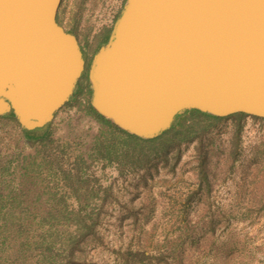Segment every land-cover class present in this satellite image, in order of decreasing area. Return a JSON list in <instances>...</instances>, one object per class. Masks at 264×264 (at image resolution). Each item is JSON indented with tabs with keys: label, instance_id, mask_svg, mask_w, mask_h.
I'll use <instances>...</instances> for the list:
<instances>
[{
	"label": "water",
	"instance_id": "1",
	"mask_svg": "<svg viewBox=\"0 0 264 264\" xmlns=\"http://www.w3.org/2000/svg\"><path fill=\"white\" fill-rule=\"evenodd\" d=\"M62 0H0V116L51 124L86 70ZM91 106L153 140L196 110L264 119V0H126L93 56Z\"/></svg>",
	"mask_w": 264,
	"mask_h": 264
},
{
	"label": "rangeland",
	"instance_id": "2",
	"mask_svg": "<svg viewBox=\"0 0 264 264\" xmlns=\"http://www.w3.org/2000/svg\"><path fill=\"white\" fill-rule=\"evenodd\" d=\"M125 2L62 0L57 19L79 37L88 62L93 58L95 38L113 27ZM90 29L87 42L85 36ZM87 77L88 71L75 98L56 114L50 127L34 130L36 137L47 129L51 132V140L43 144L27 146L22 135L0 120V150L5 160L13 161L9 174L0 172L2 192L8 193L6 183L19 180L27 194L23 208L62 209L56 199L64 197L70 210L85 206L103 211L100 233L104 244L94 242L89 247L86 264H123L116 251L127 246L153 255L159 245L176 241L182 229L195 227L202 214L206 221L214 218L215 231L211 246L194 264H264V121L247 118L243 122L236 162L227 163L224 154L213 153L214 145L209 144L206 150L212 152L208 163L211 190L205 184L200 187L197 142L184 146L177 164L171 158L168 164L154 161L147 169L122 173L117 161L103 158L99 151L107 155L104 146L112 151L115 146L123 149L125 137L112 133L92 114ZM238 123V119L219 123L210 139L221 150L230 149ZM17 137L21 140L19 147ZM58 160L69 172L81 166L82 175L93 179L99 195L104 198L111 192L113 198L104 202L94 196L87 203L85 188L77 193L66 184L55 166ZM38 222H30L32 236L42 232Z\"/></svg>",
	"mask_w": 264,
	"mask_h": 264
},
{
	"label": "trees",
	"instance_id": "3",
	"mask_svg": "<svg viewBox=\"0 0 264 264\" xmlns=\"http://www.w3.org/2000/svg\"><path fill=\"white\" fill-rule=\"evenodd\" d=\"M121 12L122 10L117 15L116 20L120 17ZM112 28L95 38L96 47L93 56L100 47L108 42ZM91 31L92 29L86 33L87 42ZM90 64L91 61L88 62V68L82 78L87 76ZM76 95L77 93H75ZM75 96L67 104H70ZM90 110L99 122L112 129V133H119L125 137L123 149H118L115 146L112 151L109 147L104 146L107 155L100 152L101 150L99 151L103 158H108L109 161H117L122 173L147 169L154 161H164L168 164L171 158L177 164L182 159L184 146L197 142L200 187L205 184L208 190H211L208 168V163L212 161L210 159L211 153L224 154L227 163L236 162L240 154L243 122L247 118L264 121L262 118L245 114L219 118L190 110L178 115L173 127L160 137L145 140L116 127L96 113L92 106H90ZM229 119H238L239 123L231 139L230 149L227 147L221 150V146H216L215 140L210 139V134L219 123ZM0 120L7 121L11 128L16 130L17 135H22L27 146L43 144L51 140L49 129L46 130L45 134L38 137L34 136L35 131L22 129L13 112L0 116ZM50 125L47 127L49 128ZM19 138L15 139L18 147L21 141ZM210 143L214 145L212 152L206 150ZM112 152L114 156H112ZM172 152L174 154L170 156ZM12 164L13 161L3 158V150H0V172L3 175L9 174ZM55 166L59 167L66 184L77 193L79 188H85L86 195H88L87 203H90L94 196H100L99 198L104 202L113 198L111 192L106 193L104 198L101 197L100 191H96L93 186L95 185L93 179L82 175L81 166H76L75 172L64 170L59 160ZM214 176L213 174L212 177ZM21 186L23 183L19 180L6 183L5 189H8V193L4 194L0 183V264H86L89 247L94 242L104 244V238L100 233V225L104 219H102L103 211L85 206L80 207L79 210H70L67 207V200L64 197L57 198L56 196L57 203L63 205L62 209L23 208L21 206L27 201V194L22 191ZM80 199L82 198L80 197ZM33 219L39 220L38 225L42 227V232L37 236H32L33 227L30 222ZM214 231V218L206 221V215L202 214L199 215L195 227L182 229L181 235L176 241L159 245L157 252L153 255H146L145 250L132 249L131 246L118 249L116 254L120 256L123 264H194L196 258L203 255L211 246ZM183 232L185 234H182ZM154 259H156L155 263L152 261Z\"/></svg>",
	"mask_w": 264,
	"mask_h": 264
},
{
	"label": "flooded vegetation",
	"instance_id": "4",
	"mask_svg": "<svg viewBox=\"0 0 264 264\" xmlns=\"http://www.w3.org/2000/svg\"><path fill=\"white\" fill-rule=\"evenodd\" d=\"M58 20V19H57ZM59 22V21H58ZM60 24V23H59ZM66 30V29H65ZM67 31V30H66ZM67 32H69V31H67ZM72 34H74V33H72ZM76 37H77V39H78V41H79V44H80V48H81V51H82V54H83V58H84V60H85V62H86V70H87V68H88V58H87V55H86V51H85V48H84V46H83V44H82V42H81V40L79 39V37L76 35V34H74ZM86 70H85V72H86ZM84 72V73H85ZM80 81H81V79H80ZM80 81L78 82V84H77V87H76V90H75V93H77L78 92V90H79V88H80ZM75 93H74V95L73 96H75ZM72 96V97H73Z\"/></svg>",
	"mask_w": 264,
	"mask_h": 264
}]
</instances>
